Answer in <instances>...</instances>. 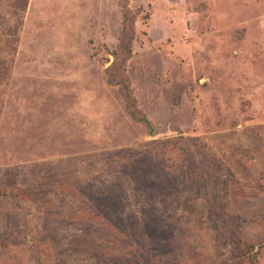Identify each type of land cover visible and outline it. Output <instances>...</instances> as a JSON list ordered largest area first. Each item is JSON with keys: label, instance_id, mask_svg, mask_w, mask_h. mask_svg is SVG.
Here are the masks:
<instances>
[{"label": "rangeland", "instance_id": "374dc122", "mask_svg": "<svg viewBox=\"0 0 264 264\" xmlns=\"http://www.w3.org/2000/svg\"><path fill=\"white\" fill-rule=\"evenodd\" d=\"M236 263L264 264V0H0V264Z\"/></svg>", "mask_w": 264, "mask_h": 264}, {"label": "trees", "instance_id": "16d2710c", "mask_svg": "<svg viewBox=\"0 0 264 264\" xmlns=\"http://www.w3.org/2000/svg\"><path fill=\"white\" fill-rule=\"evenodd\" d=\"M146 122H147V120H145ZM153 153V152H152ZM153 155V157H154V153L152 154ZM176 175V174H175ZM184 177H185V175H184ZM174 180H184V178L183 177H179V178H174ZM215 185H217V184H220L221 182L220 181H216L215 180ZM214 183H213V185H214ZM222 188H224V189H226L225 188V186H222ZM222 197L223 196H221L220 197V195H215V196H213V200H217L218 199V201H217V203H219V207H223V210H222V212H224L225 214H228V212L226 211V202H225V200L224 199H222ZM214 203H216L215 201H213V205H214ZM238 250H239V254L240 255H243V254H245L246 252H247V250H248V248L246 247V246H244L242 243H240L239 244V246H238V248H237ZM249 251V250H248ZM236 264H238V263H236Z\"/></svg>", "mask_w": 264, "mask_h": 264}]
</instances>
